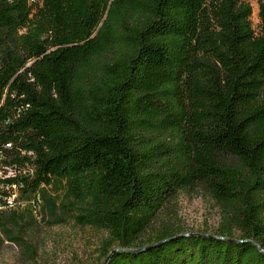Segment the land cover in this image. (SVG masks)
I'll use <instances>...</instances> for the list:
<instances>
[{"label":"trees","instance_id":"16d2710c","mask_svg":"<svg viewBox=\"0 0 264 264\" xmlns=\"http://www.w3.org/2000/svg\"><path fill=\"white\" fill-rule=\"evenodd\" d=\"M256 2L254 30L243 0H0V94L8 85L29 103L7 130L20 126L35 153L30 189L49 183L41 210L64 185L86 202L80 223L104 227L115 247L148 246L105 264H264ZM196 185L221 209L217 234L164 231L137 245L162 205ZM16 222L0 211L14 242Z\"/></svg>","mask_w":264,"mask_h":264},{"label":"rangeland","instance_id":"374dc122","mask_svg":"<svg viewBox=\"0 0 264 264\" xmlns=\"http://www.w3.org/2000/svg\"><path fill=\"white\" fill-rule=\"evenodd\" d=\"M249 3L250 24L257 29V2ZM64 188L48 189L47 196L54 202L51 209L32 213L27 209L12 211L17 225L10 227L16 241H10L0 232V264H100L103 250L115 247L102 226L80 223L76 215L86 204L75 197H65ZM57 196V197H56ZM221 209L205 186L196 185L181 190L166 202L136 240L137 245L154 242L164 232L185 235H216L220 226ZM240 232L233 229L232 237Z\"/></svg>","mask_w":264,"mask_h":264},{"label":"built area","instance_id":"2783aa9c","mask_svg":"<svg viewBox=\"0 0 264 264\" xmlns=\"http://www.w3.org/2000/svg\"><path fill=\"white\" fill-rule=\"evenodd\" d=\"M26 80L31 81L32 77ZM7 87L0 94V211L27 209L39 214L43 202L41 188L47 187L49 183L40 182L37 187L30 189L37 168L35 153L24 146L28 139L22 134L23 131L15 130L20 126H11L7 130L29 107V103L20 98L15 99Z\"/></svg>","mask_w":264,"mask_h":264},{"label":"water","instance_id":"95a60500","mask_svg":"<svg viewBox=\"0 0 264 264\" xmlns=\"http://www.w3.org/2000/svg\"><path fill=\"white\" fill-rule=\"evenodd\" d=\"M179 235H185V233H181V234H179ZM208 235H211V234H208ZM213 236H215V235H213ZM216 237H217V236H216ZM219 237H220V238H224V239H230V238H225V237H222V236H219ZM146 247H148V246H141V247H138V248H119V247H113V248H111V249L107 252L106 256L104 257V259L102 260V262H101L100 264H105V263H106V261H107L109 255H110V253H111L113 250H118V249H120V250H140V249H143V248H146Z\"/></svg>","mask_w":264,"mask_h":264}]
</instances>
